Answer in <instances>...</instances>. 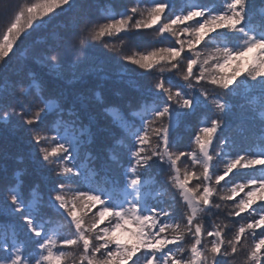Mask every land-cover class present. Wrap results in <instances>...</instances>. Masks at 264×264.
Returning <instances> with one entry per match:
<instances>
[{
  "label": "snow or ice",
  "instance_id": "1",
  "mask_svg": "<svg viewBox=\"0 0 264 264\" xmlns=\"http://www.w3.org/2000/svg\"><path fill=\"white\" fill-rule=\"evenodd\" d=\"M92 9L22 3L0 38L3 67L22 38L69 18L21 75L0 78V128L24 134L17 162L44 173V190L21 168L0 189V217L15 222L0 220V264H264V10L254 0ZM98 44L139 70L137 103L97 90L108 79L88 55Z\"/></svg>",
  "mask_w": 264,
  "mask_h": 264
},
{
  "label": "trees",
  "instance_id": "2",
  "mask_svg": "<svg viewBox=\"0 0 264 264\" xmlns=\"http://www.w3.org/2000/svg\"><path fill=\"white\" fill-rule=\"evenodd\" d=\"M35 2V0H2L0 2V38L2 33L6 30L8 20L14 16L17 10V5L22 3ZM88 3L93 5V13L96 16H101L103 9L106 5L118 6L122 0H87ZM206 2L214 4L217 8L222 6V0H206ZM258 9L264 10L262 0H254ZM122 10V9H120ZM260 13L258 12L257 15ZM68 17H55L51 25H45L38 31L32 32L27 38H22L23 43L19 44V47L15 49V54L11 56V60L0 67V78L8 79L9 81L16 79L25 70V65L28 61V53L37 45L43 47L46 43L56 42L59 40V33L62 30L65 20ZM90 60L94 64H99L104 67V74L108 79L103 81H94L101 84V87L97 89L101 92V95L107 96L110 99L116 100V92H122L124 100L135 104L140 99L139 89L144 85L145 80L139 75V70H131V66L128 69H122L109 57L111 53L106 52L102 45H96L88 50ZM28 67L30 70L37 74L39 77L47 79L45 76L46 69L41 65L32 61ZM125 73L123 79H120V73ZM243 79V77H241ZM234 103L237 102L232 97H228ZM100 111L99 108L96 109ZM230 124L232 118L229 119ZM193 124L181 125L176 130V135L181 141V150H187L189 133ZM100 136H106V133H100ZM241 147H246V143H241ZM175 150V149H174ZM29 151L26 138L24 134L19 131H14L11 128H0V189L3 188L4 183L9 181L12 177V173L18 169H26L24 180L25 184H32L34 182H40L43 189V176L44 173L27 158L23 164L17 162V157L20 155H26ZM222 168V165H221ZM172 189L169 188V195L172 193ZM168 199V197H164ZM7 219L8 223H15L12 218L0 217V220ZM211 239V238H209ZM129 240V237H128ZM241 264H243V255L239 257Z\"/></svg>",
  "mask_w": 264,
  "mask_h": 264
},
{
  "label": "rangeland",
  "instance_id": "3",
  "mask_svg": "<svg viewBox=\"0 0 264 264\" xmlns=\"http://www.w3.org/2000/svg\"><path fill=\"white\" fill-rule=\"evenodd\" d=\"M119 235H120V238H121L122 240H125L126 237H127V234H126V233H119Z\"/></svg>",
  "mask_w": 264,
  "mask_h": 264
}]
</instances>
